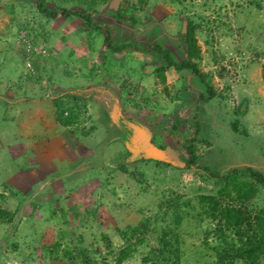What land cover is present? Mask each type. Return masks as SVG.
I'll return each mask as SVG.
<instances>
[{"label": "rangeland", "instance_id": "1", "mask_svg": "<svg viewBox=\"0 0 264 264\" xmlns=\"http://www.w3.org/2000/svg\"><path fill=\"white\" fill-rule=\"evenodd\" d=\"M45 2L70 11L92 3L93 23L109 29L113 45L140 51L115 54L104 34L78 18L43 17L35 0H0V209L10 216L0 217V264H117L124 249L130 252L121 264H145L169 222L160 207L174 196L186 203L182 264H211L213 222L198 196L215 194L218 180L144 160L143 144L181 156L199 123L200 166L264 175V0ZM188 22L197 24L193 61L216 93L207 103L190 71L160 73L162 57L141 52L159 45L181 61ZM67 93L78 97L63 100V117L82 122L76 133L46 105ZM238 181L252 186L251 197L222 203H241L252 214L264 209V187L247 176ZM144 222L134 238H122Z\"/></svg>", "mask_w": 264, "mask_h": 264}, {"label": "trees", "instance_id": "2", "mask_svg": "<svg viewBox=\"0 0 264 264\" xmlns=\"http://www.w3.org/2000/svg\"><path fill=\"white\" fill-rule=\"evenodd\" d=\"M82 1L86 3V0ZM35 7L43 17L49 19L54 20L61 16L64 18L74 17L82 20L84 28L95 31L98 34H104L103 43L105 47L115 54H122L123 51L127 49L140 51L138 48L132 47V45L129 44L114 46L109 29L103 28L100 24L96 25L93 23L91 11L88 10L92 7V3H87L86 9L70 11L64 8H48L45 0H35ZM115 17L121 19L118 15ZM196 29L197 24L193 22H188L182 29L180 37L184 45V58L179 62L174 60L168 50L161 48L159 45L149 46L141 50V52L152 51L162 57L164 64L157 68V71L160 73L167 67H171L177 72L183 70L190 71L193 77L198 78L199 81L204 84L206 96L201 94L199 99L207 103L216 97V93L209 82V78L200 72L197 64L193 61V58L198 55V48L196 47L195 40ZM64 98L69 102L73 100L75 103H78V97L70 93L53 99L52 103L56 111V118L62 126L65 128L72 127V131L76 133L82 122L78 121V118L75 116H70L69 118L63 117ZM230 127L233 132H239L237 121L232 122ZM199 132L200 125L197 123V130L193 137L185 139L182 143V147L185 151L181 156L172 153L173 151L169 147H160L164 152L166 151V156L168 158L171 157L177 166L184 165L186 169H193L202 174L207 173L208 177L206 175V178L210 177L211 179L218 180L216 183L219 184V187L215 194L198 196L203 212H205V215L213 222V228L208 233L210 237H214L215 240V246L213 248L214 261L211 264H235L237 260L243 261L244 264H257L258 260L264 258V209L252 214L247 208H244L241 203L236 206L223 204L222 202L233 195H236L235 198L239 202L243 199H249L253 192L252 186L246 182H239V177L247 176L255 183L264 187V175L251 168H244L242 170L233 169L227 174L220 175L217 172L211 171L209 167L200 166L197 162L194 146V143L199 140ZM201 142L209 145L206 141L201 140ZM177 157H180L181 160H178ZM153 162L157 165H171L170 162ZM120 168L123 172L126 171L124 167ZM246 186L248 188H245ZM0 197V199H4L3 195ZM184 204L186 203L182 202L180 197L177 196L164 199L163 205H161L160 208L164 211L163 214L168 217L169 222L160 231V236L158 237L159 247L156 250L150 251L148 256L144 258L143 262L145 264H182L181 238L178 229L184 220ZM0 217L7 219L10 216L8 212L0 209ZM146 223L147 222H144L133 229H127L126 232L122 234V238L124 240H128L132 237L134 238L141 226L142 230L145 229ZM171 225H173L174 228H172ZM129 252L130 250L128 249L121 250L120 254L116 257V263L121 264L122 261L129 256ZM79 258L90 261L87 250H80Z\"/></svg>", "mask_w": 264, "mask_h": 264}, {"label": "water", "instance_id": "3", "mask_svg": "<svg viewBox=\"0 0 264 264\" xmlns=\"http://www.w3.org/2000/svg\"><path fill=\"white\" fill-rule=\"evenodd\" d=\"M146 150L147 153H145V157L152 158L153 160L156 161H169L175 164L171 157L168 158L166 156L165 154L166 151L164 152L163 150L157 148L155 145L151 144L150 142L146 144Z\"/></svg>", "mask_w": 264, "mask_h": 264}, {"label": "clouds", "instance_id": "4", "mask_svg": "<svg viewBox=\"0 0 264 264\" xmlns=\"http://www.w3.org/2000/svg\"><path fill=\"white\" fill-rule=\"evenodd\" d=\"M147 143H148V142H147ZM147 143H146V144H147ZM150 143L153 144V145H155V144L152 143V142H150ZM146 144H145V145L143 144V148L146 147ZM155 146H156L157 148L161 149L160 146H157V145H155ZM161 150H162V149H161ZM142 159L147 160V161H150V162L156 161V160H153L152 158H151V159H152V160H151L149 157H145V154H144V156L142 157ZM157 162H161V163H162V162H165V163H167V162H169V161H157ZM154 163H155V162H154ZM170 164H171L170 166H177L176 164H173V163H171V162H170ZM239 170H241V169H239ZM223 175H224V174H223Z\"/></svg>", "mask_w": 264, "mask_h": 264}, {"label": "crops", "instance_id": "5", "mask_svg": "<svg viewBox=\"0 0 264 264\" xmlns=\"http://www.w3.org/2000/svg\"><path fill=\"white\" fill-rule=\"evenodd\" d=\"M55 99V98H54ZM50 103H48V101L46 102V105H51L52 106V111H53V103H52V101H49ZM55 109V108H54ZM64 129V128H63ZM66 129V128H65ZM64 129V130H65ZM233 132V131H232ZM234 133V132H233ZM235 134V133H234ZM262 174V173H261ZM75 199V198H74Z\"/></svg>", "mask_w": 264, "mask_h": 264}]
</instances>
